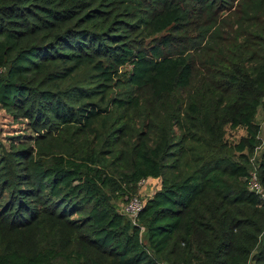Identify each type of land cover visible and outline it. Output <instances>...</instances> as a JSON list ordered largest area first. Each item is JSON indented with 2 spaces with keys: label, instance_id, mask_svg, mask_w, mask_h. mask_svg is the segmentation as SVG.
I'll return each instance as SVG.
<instances>
[{
  "label": "trees",
  "instance_id": "1",
  "mask_svg": "<svg viewBox=\"0 0 264 264\" xmlns=\"http://www.w3.org/2000/svg\"><path fill=\"white\" fill-rule=\"evenodd\" d=\"M260 114L264 0H0V264H264Z\"/></svg>",
  "mask_w": 264,
  "mask_h": 264
},
{
  "label": "rangeland",
  "instance_id": "2",
  "mask_svg": "<svg viewBox=\"0 0 264 264\" xmlns=\"http://www.w3.org/2000/svg\"><path fill=\"white\" fill-rule=\"evenodd\" d=\"M227 15H228V17H227L226 22L227 23L231 22L236 27H239L238 20L240 18H242V12L237 9V4L234 5L232 10L223 12L222 16L226 17ZM250 21H252V20H250ZM222 27H223L222 28L223 35L227 37V32H228V30H230V25L224 24V26H222ZM246 28L247 27H244L242 29V33H247V30H245ZM257 28L258 29L260 28L258 26V24H256V29ZM192 32L194 34H199L200 35L201 34L200 32H202V28L198 27L196 29H193ZM186 34H189V33H186ZM230 35H231V33L229 34V36ZM142 40L144 42L145 47L148 46L149 43L153 42L152 37H150V35L147 36V37H144V39H142ZM222 46H224V44H222ZM226 46L227 45H225V47ZM216 50H217V48H216ZM196 58H197V63H198L200 61V58H199V56H197ZM252 66L250 68H253ZM130 68H131L130 64L126 63L122 67V71H124V73H127L130 70ZM200 69L201 68H199V67L196 68V70H200ZM168 108L169 107L167 106V107L163 108V110H165V109L168 110ZM171 112H172V110H170V114H171ZM165 115H166V110L163 112L162 116H165ZM263 118H264V116L262 114H260L257 117V120L262 123ZM117 126H119V124ZM2 129H3L2 135L5 136V137L6 136H10V135L13 136V135H18V134H27L29 132L28 129H27V126L22 121H11L10 118L3 119V121H2ZM244 135H245V129L243 127H240V128H237V129H232V128H228L227 129V138L229 140L233 141V142L238 140V139H240ZM160 182H161L160 179H157V178H149L148 177L147 179H144L143 183L138 188V190H137L136 194H134V196H136L138 199L144 201V199L148 195L152 194L153 190L156 189L160 185ZM118 203H119V206L122 208V206H124V204L126 202L118 201ZM132 219H135V221H137L136 217L132 218ZM21 235H23V234H21ZM16 237H17V234L13 233L12 231H10V229L8 230L5 227H0V244H4L6 246H9V245L12 244L13 240L16 239Z\"/></svg>",
  "mask_w": 264,
  "mask_h": 264
},
{
  "label": "built area",
  "instance_id": "3",
  "mask_svg": "<svg viewBox=\"0 0 264 264\" xmlns=\"http://www.w3.org/2000/svg\"><path fill=\"white\" fill-rule=\"evenodd\" d=\"M264 140V138H262ZM261 151V145L257 146L255 149V153L253 157L251 158L252 164L254 166L252 172H251V179H250V185L251 188L256 190L259 194H262L264 196V188L262 186V183L259 178L258 169L256 166V157H258L259 153ZM144 179L139 181V184H142ZM143 201L138 199L136 196H132L125 204L122 206V210L126 213H128L132 218L136 216V214L142 209Z\"/></svg>",
  "mask_w": 264,
  "mask_h": 264
}]
</instances>
